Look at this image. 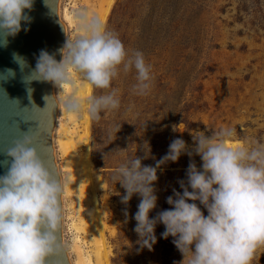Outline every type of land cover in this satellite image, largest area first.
Here are the masks:
<instances>
[{
  "label": "rangeland",
  "instance_id": "374dc122",
  "mask_svg": "<svg viewBox=\"0 0 264 264\" xmlns=\"http://www.w3.org/2000/svg\"><path fill=\"white\" fill-rule=\"evenodd\" d=\"M61 3L69 13L87 8V0ZM104 25L119 36L129 56L143 53L153 77L147 95L134 92L137 72L133 67L125 73L123 65L110 88L91 85V97L116 90L120 99V107L101 111L98 121L88 113L89 152L99 177L92 189L103 213L109 263L187 264L173 238L160 236L163 225L156 228L152 250L137 243L131 215L139 198L122 204L124 189L112 176L128 159L143 155L142 148H151L150 158L142 163L154 164L174 138L182 137L191 145V134L200 132L212 135L222 128L234 129L232 140L264 143V0H114ZM67 37L76 38L74 26L68 28ZM194 159L199 167V156ZM189 161L182 155L158 169L159 199L150 215L171 207L166 197L174 188L181 190L178 180H186ZM82 182L77 183L79 190ZM88 190L90 186L85 195L71 193L65 199L67 245L76 237L70 228L80 214L75 204L84 214ZM79 243L89 249L87 242ZM251 264H264V245L257 248Z\"/></svg>",
  "mask_w": 264,
  "mask_h": 264
},
{
  "label": "clouds",
  "instance_id": "9594fccd",
  "mask_svg": "<svg viewBox=\"0 0 264 264\" xmlns=\"http://www.w3.org/2000/svg\"><path fill=\"white\" fill-rule=\"evenodd\" d=\"M33 7L34 0H0V44L6 47L8 37L21 31L22 22H31ZM78 19L82 34L66 40L58 50L59 61L55 53L41 49L33 75L60 88L74 84L72 69L94 88L108 89L123 65L125 73L133 67L137 72L134 92L147 95L153 77L143 53L135 51L129 56L119 36L95 16L81 13ZM14 59H18L16 54ZM64 103L67 110L79 113L81 105L74 93ZM88 105L90 116L98 121L101 111L118 109L120 99L113 90L89 97ZM234 135L235 130L228 128L212 135L191 134V145L182 137L174 138L167 153L158 160L151 157L155 163L150 165L142 163L150 158L148 145L147 150L141 149L143 155L115 170L112 179L124 189L121 203L127 206L133 196L139 198L131 219L141 247L152 250L157 243L156 228L163 225L160 236L173 238L181 261L186 259L187 264H251L257 248L264 245V143L249 140L230 146L228 140ZM34 142L35 137L25 133L6 151L10 159L0 174V264H47V258L63 247L66 181L48 167ZM182 155L190 158L186 180H178L182 191L174 188L166 197L171 207L150 215L159 199L158 169ZM196 156L202 162L199 167Z\"/></svg>",
  "mask_w": 264,
  "mask_h": 264
},
{
  "label": "water",
  "instance_id": "95a60500",
  "mask_svg": "<svg viewBox=\"0 0 264 264\" xmlns=\"http://www.w3.org/2000/svg\"><path fill=\"white\" fill-rule=\"evenodd\" d=\"M57 3L58 0H34L29 13L31 22H22L21 31L8 37L6 47L0 44V77L6 76L0 78V174L7 170V149L25 133L35 137L34 147L48 167L57 172L51 144L56 113L52 82L33 75L41 49L55 53L58 61L60 58L58 50L63 47L64 33ZM47 264H69L63 247L47 258Z\"/></svg>",
  "mask_w": 264,
  "mask_h": 264
},
{
  "label": "bare ground",
  "instance_id": "6f19581e",
  "mask_svg": "<svg viewBox=\"0 0 264 264\" xmlns=\"http://www.w3.org/2000/svg\"><path fill=\"white\" fill-rule=\"evenodd\" d=\"M113 2L114 0H87L86 9H79L76 12L69 13L62 6L61 0H58L57 15L63 27V45L68 38V28L70 26H74L75 37L82 34V29L79 26V14L86 13L89 18L95 16L105 24ZM61 58L60 55L59 60ZM70 72L74 84L65 83L58 88L51 83L52 94L56 102V113L51 134L53 159L57 172L60 174L62 180L66 181L65 195L62 198L64 210L66 205L65 199L71 193L77 194L80 192L84 194L90 186L91 191H88L91 195L89 197L87 194L89 200L86 197L87 202L85 201L84 214L81 212L82 208L80 205L77 202L75 204L80 214L78 220L76 222L73 221L70 226L76 233L75 241L70 245H67L65 242V221H63L61 229L62 245L69 264H110V246L108 247L103 234V225L105 223L102 217L103 213L97 207L95 194L92 189L94 184L99 182V177L89 152L88 98L92 94L91 84L83 80L81 75L75 70L70 69ZM73 93L81 105L78 114L67 110L64 103L65 98ZM78 115L80 116L79 119L77 117ZM228 143L230 146L240 144L238 140L232 139H229ZM80 179L83 182L79 190L77 183ZM81 239L83 243L87 242L89 244V249L84 250L81 247L79 243Z\"/></svg>",
  "mask_w": 264,
  "mask_h": 264
}]
</instances>
